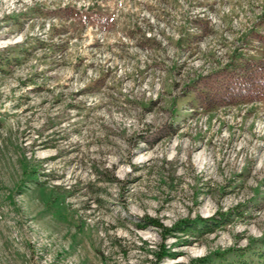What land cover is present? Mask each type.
<instances>
[{
  "label": "rangeland",
  "instance_id": "1",
  "mask_svg": "<svg viewBox=\"0 0 264 264\" xmlns=\"http://www.w3.org/2000/svg\"><path fill=\"white\" fill-rule=\"evenodd\" d=\"M257 32L264 0H0V264H193L254 238L264 264V94L193 90L260 57ZM242 208L195 234L137 224Z\"/></svg>",
  "mask_w": 264,
  "mask_h": 264
},
{
  "label": "trees",
  "instance_id": "2",
  "mask_svg": "<svg viewBox=\"0 0 264 264\" xmlns=\"http://www.w3.org/2000/svg\"><path fill=\"white\" fill-rule=\"evenodd\" d=\"M256 37L264 44V34L256 33ZM8 60V56L4 51L0 50V63ZM193 90L195 97L201 107L212 109L218 105L232 104L243 100H257L264 94V52L258 58H246L238 63H231L229 67H222L213 72L200 76L195 80ZM108 172V181H119L113 169L106 167ZM31 176L36 177L38 171L31 170ZM102 171L97 170L96 175H100ZM60 195H67L70 190L62 185H53ZM53 188V189H54ZM246 208V206H244ZM241 210H218L216 214L210 216H201L196 213L194 217L178 218L170 226L163 225L159 219L154 216L144 215L137 222L140 227L151 223L161 227V234L165 236L168 233H198L202 231H213L220 226L219 224L229 217L240 215ZM261 238L249 240L243 246H228L225 249H217L193 258V264H245L244 255L248 251L254 249L255 241ZM263 241V240H262ZM158 260L162 257L164 244H160ZM252 264L251 261H248Z\"/></svg>",
  "mask_w": 264,
  "mask_h": 264
}]
</instances>
